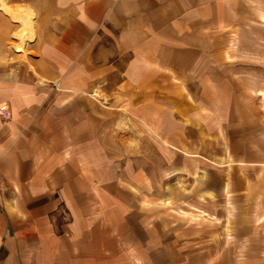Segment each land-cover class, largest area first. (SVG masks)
I'll use <instances>...</instances> for the list:
<instances>
[{
    "label": "crops",
    "instance_id": "obj_1",
    "mask_svg": "<svg viewBox=\"0 0 264 264\" xmlns=\"http://www.w3.org/2000/svg\"><path fill=\"white\" fill-rule=\"evenodd\" d=\"M0 1V264H193L264 164V0Z\"/></svg>",
    "mask_w": 264,
    "mask_h": 264
},
{
    "label": "rangeland",
    "instance_id": "obj_2",
    "mask_svg": "<svg viewBox=\"0 0 264 264\" xmlns=\"http://www.w3.org/2000/svg\"><path fill=\"white\" fill-rule=\"evenodd\" d=\"M259 167L241 171L225 216L190 217L193 264H264V164Z\"/></svg>",
    "mask_w": 264,
    "mask_h": 264
},
{
    "label": "bare ground",
    "instance_id": "obj_3",
    "mask_svg": "<svg viewBox=\"0 0 264 264\" xmlns=\"http://www.w3.org/2000/svg\"><path fill=\"white\" fill-rule=\"evenodd\" d=\"M0 8L3 10V11H5V12H8L9 14H11L12 15V17H14V18H18L21 22H22V24H26V23H28V19H29V16H30V13L28 12V11H25V12H21V10H19L18 11V13L17 12H11L10 11V9L8 8V7H6L5 6V4H3V2H1L0 1ZM14 9V8H13ZM26 10V9H25ZM19 13H20V15H19ZM5 16V15H4ZM13 18V19H14ZM12 20V19H11ZM14 21V20H13ZM29 25V24H28ZM27 26V25H26ZM21 27H22V25H21ZM29 28V27H28ZM25 30V29H24ZM29 31V30H28ZM22 33V32H21ZM32 33V32H31ZM27 35V34H26ZM30 37V36H29ZM20 40V39H19ZM18 42V41H17ZM18 45V44H17ZM12 46V45H11ZM23 46V45H22ZM10 47V46H9ZM18 49V48H17ZM22 51V50H21ZM94 94V93H93Z\"/></svg>",
    "mask_w": 264,
    "mask_h": 264
}]
</instances>
